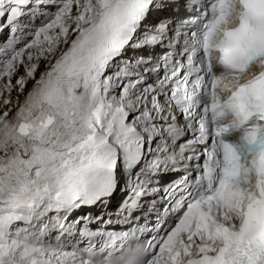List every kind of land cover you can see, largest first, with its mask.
I'll list each match as a JSON object with an SVG mask.
<instances>
[{
	"label": "snow or ice",
	"instance_id": "snow-or-ice-1",
	"mask_svg": "<svg viewBox=\"0 0 264 264\" xmlns=\"http://www.w3.org/2000/svg\"><path fill=\"white\" fill-rule=\"evenodd\" d=\"M0 264H264V0H0Z\"/></svg>",
	"mask_w": 264,
	"mask_h": 264
}]
</instances>
